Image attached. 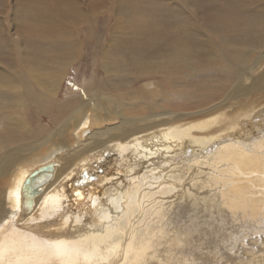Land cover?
<instances>
[{
  "label": "bare ground",
  "instance_id": "bare-ground-1",
  "mask_svg": "<svg viewBox=\"0 0 264 264\" xmlns=\"http://www.w3.org/2000/svg\"><path fill=\"white\" fill-rule=\"evenodd\" d=\"M21 1L26 2L27 6L22 7L26 8V12L18 23L20 15L18 4ZM31 3L36 4L28 6ZM158 10L165 16L171 17L169 28L153 18ZM263 12L264 0H209L206 3V14L212 25L209 28L205 25L195 0H16L15 2L0 0V121L5 123V127L0 131V264H37L47 261V264H84L70 258L65 243L68 242L69 235L79 231H85V234L89 232L92 237L97 238L95 230H108L120 241L118 243L114 238L113 240L109 238L111 242L106 244L105 250L99 255L87 256L90 264H124L130 256H127L129 249L126 246L130 237H133V232L136 231L132 229L136 223L132 225L130 221L133 216L122 226L121 233L115 232L112 223L108 220L104 222L101 216L107 214L110 207H114L112 199L114 197L121 199V195L124 200L132 195L136 196L139 206L143 191L140 189L139 181L152 177L155 169L160 172L159 166L167 159L179 165L182 158L191 160V157L200 155L195 151V153L191 152L192 149L187 147H182L184 153L179 154L180 156L173 152L181 147V143L184 142L183 146L187 144L186 140L181 138L183 132L191 133L197 128L206 129L208 135L202 133L196 138L212 141V145L207 144V151H210L212 147L222 146L226 141H236V137H231L230 132L223 134L224 138L221 136L219 139L216 136L218 139L213 140L210 138L213 137L212 130L215 129L217 132L225 126L240 124L239 130L235 133H238L239 139L242 140V143L240 142L242 148L249 153L246 159H255V166L256 164V167L259 164L262 166L263 159L256 158V153L255 155L252 153L249 143L264 136V32L253 30L245 20ZM100 14H104L106 23L113 21L109 47L102 50L100 65L107 72L110 71L112 75H109L120 79V82L110 87L101 86L97 81L95 84L87 83L80 97H70L62 102L59 98L60 86L71 69V63L77 61L76 58L83 53L81 47L85 45V41L82 40L83 36L80 33L83 25L89 30V37H86L89 39L94 37L103 49L101 39L97 37ZM183 14H186L185 19ZM191 29L193 34L190 32ZM113 40L117 43H111ZM39 41L49 44V47L35 48L36 54H47L52 50L58 52L49 63L46 57L40 58L39 62L32 61L31 55L26 51L25 42L34 52V47ZM57 42L59 45L55 47L54 44ZM5 55L8 57L7 62L4 61ZM206 71L212 72L213 77L211 74L207 75L212 78V82L214 76H217L218 85L220 87L227 85L229 89L224 92L218 85L209 88L206 84L199 83L200 88L212 91L214 95L223 93L222 95L225 96L224 99L221 97L223 102L235 100L242 103L237 111L238 115L235 113L236 116L234 114V117L226 118L229 124L219 122L223 121L225 112L180 122L179 120L186 119L188 115L170 111L160 104L168 98L177 96L172 89H175L178 83L186 81L188 77L191 80L193 76ZM105 88H108V91ZM167 89L171 90L167 91ZM93 93H96L95 100L92 97ZM125 98L129 101L125 102ZM92 101L94 102L89 110H92L93 114L87 111V106ZM109 102L114 103L113 108ZM217 106L202 112L214 111ZM130 110L136 111L134 114L138 115L126 117L124 113ZM194 113L196 112H192ZM115 114L124 116L123 120L117 125H111L109 122ZM246 116L263 119V123L255 122L258 124L255 125L250 121H244L242 126V119ZM49 117L55 129L46 123ZM42 120H45V123ZM105 122L107 123L105 127L97 128ZM247 124L251 127L249 132H245L244 129ZM240 132H245L246 136ZM25 136L35 141H27ZM185 136L188 135L184 133ZM200 144L202 145V142H199ZM164 149L167 151L162 152ZM260 155L262 156L258 153V156ZM242 157L245 158L244 155ZM206 161L207 159H203L207 164ZM50 163L57 164L54 167V179L42 188V194L34 197L31 211L25 212L24 182L39 167ZM231 164L230 162L227 164L228 167L231 166L229 175L240 181L246 180L244 184L249 189H252L253 182L261 177L263 182L260 181L259 184L263 183L264 189V166L261 172L258 174H256L258 171L254 172L252 174L256 176L251 177L243 175L238 164ZM234 188L236 190L237 187ZM133 189L137 195L132 191ZM256 189L258 191V188ZM56 203L58 209L51 210V205ZM60 213L62 216H59ZM53 220L50 226L49 223ZM173 223L175 225V221ZM14 224H19L28 232L13 228ZM6 230L10 231L3 234ZM19 236H23L22 241L18 239ZM134 240L136 241L135 238ZM147 243L150 242L147 240ZM260 245L258 249L261 251L264 249V243ZM191 246L192 244L188 247ZM155 249L154 252L159 250V248ZM147 250L149 251L148 248ZM146 251L144 250V253ZM170 251V255L175 257L176 252L172 254V250ZM200 252L198 250L195 252V262L204 261ZM83 253L87 254L85 248ZM184 254L182 252L180 256L185 257ZM198 254L200 258L196 257ZM254 256H257V253H253ZM178 258L179 256L173 259L178 260ZM185 259L183 261L187 263L188 260L185 262ZM158 262L162 263L161 260Z\"/></svg>",
  "mask_w": 264,
  "mask_h": 264
},
{
  "label": "rangeland",
  "instance_id": "rangeland-1",
  "mask_svg": "<svg viewBox=\"0 0 264 264\" xmlns=\"http://www.w3.org/2000/svg\"><path fill=\"white\" fill-rule=\"evenodd\" d=\"M15 1L16 0H12V2H15ZM195 2L197 3V6H198L200 12L203 15L205 25L207 27L211 28L212 25L209 22V18L206 14V3H208L209 0H195ZM34 4H36V3H31L28 6H32ZM26 6H27V4L24 1H21L18 4V11L20 12V15H19L18 20H17L18 23L24 17L25 12H26V8H22V7H26ZM172 6H174V5H172ZM183 17L185 19L186 14H183ZM153 18L158 19L167 28H169L170 21H172L171 17L165 16V14H163L160 10H158L154 13ZM163 18H165V19H163ZM98 20H99L100 24H99V28H98L97 37H99L101 39L103 49H101V47L98 45V43L94 37L92 39L87 38V37H89V35H88L89 30H88V27L86 25H83V27H81V32H80L81 35L83 36L82 40L85 41V45L83 47H81V52H83V53L78 56L79 58L78 57L76 58V59H78L77 61H73L71 63V65H70L71 69H69V71L67 72V74L64 77V80L62 82V85L60 86L59 98H60V100H62V102L67 101V99L70 97L74 98L75 96H79L81 93H83L84 86L87 85V83H94L95 84V82L97 81L99 83V85H101V86L110 87V86H113L114 83L120 82V79H117L116 77L111 76L112 74L110 73V71L107 72V70L104 69L100 65L101 64L100 58L103 55L102 50H104V48L109 47L108 46L109 39H110L109 36H110L113 21L110 20L109 22L106 23L105 19H104V14H100L98 17ZM245 23L248 24L253 30L264 32V12L261 14L249 17V19L245 20ZM190 32L193 34L192 29L190 30ZM195 35H196V33H195ZM150 37L154 38L152 35H150ZM196 37L201 41V38L199 36L196 35ZM118 40H120V39H118ZM58 43L59 42L54 44L55 47H57L59 45ZM111 43H117V41L113 40ZM93 44H94V46H93ZM25 46H26L27 53L31 55V60L35 61V62H39L40 58L46 57L47 63H49L51 61V59L53 57H55V55L58 54V52L54 51V50H52V52L47 53V54H43V53L36 54L37 50L35 48L40 49L41 47H43V48L49 47V44L44 43L42 41H39L38 45L34 47V52L32 51V49L30 47L27 46L26 42H25ZM67 50H66V52H67ZM66 52H65V54H66ZM5 56H6V59L4 61L7 62L8 57H7V55H5ZM209 72L210 71L199 73L198 75L193 76L191 78V80L188 77L186 79V81H188V82L184 81V82L178 83L176 85V88L172 89L173 93L176 94L177 96L174 98H171V99L168 98L165 101H162L160 104H162L163 108L168 109L170 111H174L177 113H185L188 115V117L186 119L179 120L180 122H182V121H193V120H197L198 118H204V117L208 116L209 114L211 115L212 113H216L218 115L221 112H225L226 114L222 118L223 121H219V122H220V124H221V122L227 124L228 122H226V118L234 117L233 115L235 113L237 114V111L240 109L242 103H241V101H235V100L230 101V102H223L221 100V97H222V99L225 98V96L222 95L223 93L219 92V93H217V95L216 94L214 95V92L206 91V90H203L202 88H200V86H198L199 83H201L202 85L206 84L207 86H209V88H213V86H217L219 84L216 80L217 76H214V78H215L214 82L211 81L212 78L210 79L207 75L211 74L213 77V74H212V72L211 73H209ZM109 74H111V75H109ZM217 78H219V77H217ZM209 79H210V81H209ZM218 87H219V89H221L224 92H226L229 89V86L227 87V85H221V87H220V85H218ZM105 90L108 91V88H105ZM168 90H171V89H167V91ZM174 91H176V92H174ZM92 97L95 100L96 93H93ZM236 98H239V97H236ZM136 99H138V98H136ZM124 101L126 102L129 100H128V98H125ZM93 102L94 101L90 102L87 106V111L89 113L92 112V110H89V107L92 105ZM109 103L113 108L114 103L113 102H109ZM111 106H110V108H111ZM215 106H217V108L214 109V111L206 112V113L202 112V110L210 109V108L212 109ZM160 111H162V110H160ZM199 111H201L202 113H199ZM192 112H196V113L192 114ZM134 113H136V111L130 110V111H126L124 113V115H126V117H132L133 115H138V114H134ZM92 114H93V112H92ZM236 114H235V116H236ZM123 117L124 116H122V115L115 114L114 118L109 122V124L117 125L123 120ZM50 119H51L50 117H49V119H46V123L53 127L52 123H50ZM42 121L45 123V120H42ZM244 121H246V122L250 121V123L255 124V125H258L255 122L263 123V119L262 120L260 118L257 119V117H254L252 119L250 116L249 117L246 116V117H244V119H242V124H241L242 126H244V124H243ZM106 125H107V123L105 122L104 124L100 125L97 128L101 129V128L105 127ZM212 125L210 127H212ZM239 126H240V124L237 126L232 125L231 127L225 126V128H221V130H218L217 132H215V129L212 130L213 133H211V134L213 135V137H210V138H213V140H217L218 137H219V139H221L220 138L221 136H222V138H224L223 134H225L226 132H230L231 137H233V138L236 137V141H232V142L230 140L226 141V143L223 144L222 146L212 147V150H210V151H207V149H208V145H210V144L212 145V141H208V139H206V140L198 139L197 140V138H196L199 134H202V133H203V135L204 134L208 135L209 133H208V131H206V129L203 130L202 128H197L196 130L192 131L191 133L190 132H183V134L181 133L182 140H186L187 144L185 146H183L184 142L181 143V147L177 148L173 152L177 153L178 155L183 154L184 152H182L183 151L182 149L187 147V148L192 149L191 152L195 151L196 153H199L200 155H197V157H191V160H188L186 157L182 158L181 161H183V162L180 161L179 165L174 163L173 161H169L167 159V157L165 156V158L167 160L165 161V163L163 165L159 166L160 172H157V170L155 169L152 173V175H153L152 177L145 178L144 180L139 181L138 184L140 185V189L143 190L141 192L142 194L140 195L139 206L137 205V198L134 195L128 197L126 200H124L123 195H121V199L119 197H114L112 199V203H113L114 207H110L109 212H107V214H103L101 216L102 219L105 220L104 222H107V220L109 222H111L113 227H114V231L117 233L122 232V226L125 225V223H127L129 218H132V216H133V218H132V220H130L132 225L134 223H136L132 226V229L136 230V231L133 232V230L131 229L133 232V237H132L133 240L129 236L130 239H129V242L126 246V248L129 249V250L127 249L128 250L127 256H129V255L130 256L127 257V259H126L127 262L125 261L124 264L125 263L126 264H132V263L136 264L135 262H137V264H138L139 261L141 262V263L139 262V264H151L149 262H152V264H155V263L156 264L157 263L165 264V262H166V264H170V263L171 264L172 263L173 264H179V261H180V264H187V263L191 264L192 262H193L192 264H194V263L195 264H203V263L204 264H207V263L208 264H210V263L211 264H254V263L255 264H264L263 263L264 262V249L261 251L258 249V247H261L260 243L261 244L264 243V236H263L264 235V196H263L264 195V193H263L264 189H263V183L259 184L260 181L263 182V178L258 177L256 180L258 183L256 181L253 182L254 185L252 186V189L251 188L249 189L247 187V185L244 184L245 182H247L246 180L240 181L238 179H235L233 176L229 175V174H231L229 171L231 166L228 167V165H227L228 162L232 163L231 165L238 164L239 167L241 168V172L243 175L251 176V177L256 176V174H258L259 172H261L263 170V166H264V161H263L264 160V157H263V155H264V144H263L264 143L263 142L264 136L262 137V139H256V140H253L249 143L250 146L252 147V149L250 148L252 150V153L254 155L256 153V156H257L256 158H260V159L262 158L263 159L261 162L262 166H261V164H259V166L256 167L257 164L255 166V162H256V161H254L255 159H249V160L246 159V155H247L248 151L246 150L247 151L246 152L242 148V145H241L242 140L239 139V137H240L239 134L235 133L236 130H239L238 129V128H240ZM249 126H250V124L249 125L247 124L244 127V129H246L245 132H249V129L251 128ZM4 127H5V123L0 121V131ZM52 129H55V128L53 127ZM233 130H234V132H233ZM232 132H233V135L231 134ZM245 132H240V133H242L243 136H246ZM184 133H185V135H188V136L184 137ZM235 134H236V136H235ZM189 135H191V136H189ZM216 136H218V137H216ZM25 137H26L27 141H35V139H31L28 136H25ZM203 139H205V138H203ZM194 141H196V142H194ZM207 141H208V143H207ZM199 142L200 143L202 142V145L201 144L199 145ZM261 143H262V145H261ZM258 145H259V147H258ZM203 146H205V147H203ZM13 147H16V146H13ZM198 150H199V152H198ZM254 150H255V152H254ZM166 151H167V149L162 150V152H166ZM201 152H203V154H201ZM216 152H218V153H216ZM226 152H227V154H226ZM240 152H242V153H240ZM215 153L217 154V156H215ZM228 153H230V154H228ZM258 153L262 154V156L261 155L258 156ZM208 154H209V156H208ZM242 154L245 156V158L242 157L243 156ZM248 155H249V153H248ZM222 156H224V157H222ZM209 157H210V160H208ZM57 158H59L58 155H57ZM203 159H207L206 162L208 165L205 162H203ZM197 161H199V162L201 161L205 164L199 163ZM210 161H213V162H210ZM215 161H217L218 163H215ZM247 161H249V162H247ZM251 163H253V164L251 165ZM165 164H166V166H165ZM215 164H217V165H215ZM50 165H52V164L50 163ZM205 165H207V166L205 167ZM43 166H46V165H43ZM55 166H57L56 163H55ZM255 168L258 170H256ZM169 169H171V170H169ZM226 170H228V171H226ZM164 171H165V173H164ZM256 171H258V172L253 175L252 173H254ZM54 175H55V173L52 174V178L50 179V181L46 182L43 186H41L40 192L37 193V196L42 194V188L43 187L47 186L48 184H50L52 182V180L54 179ZM236 177L240 178V176H236ZM25 183L26 182H24L23 185H25ZM233 185H234V187L235 186L237 187L236 190L233 187ZM259 185L262 187L260 188ZM256 188H258V191ZM132 191L134 193H136V191L134 189ZM259 191H262V192L259 193ZM176 193L178 195H176ZM155 194L157 195L156 197H155ZM136 195H137V193H136ZM254 195L257 199H255ZM167 196H169V197H167ZM216 198L219 201L216 202V200H217ZM252 199H253V201H252ZM130 201H132V203ZM51 202L53 203V201H51ZM122 205H123V207H122ZM124 205L126 206L125 209H124ZM140 205H141V207H140ZM143 205H144V207H143ZM173 206L175 207V210H174ZM58 207H59L58 203L54 204L53 206L51 205V208H52L51 210H53V209L57 210ZM121 208H123V209H121ZM158 208H160V209H158ZM165 208H166V211H165ZM168 208H170V209H168ZM161 212H162V214H161ZM150 213H151V215H150ZM59 216H62V214L60 213ZM175 218H176V220H174ZM183 218H185V219H183ZM194 219H195V221H194ZM168 220H169V222H168ZM172 221L173 222L175 221V225ZM53 222H54V220L49 223L50 226H52L51 224ZM185 222H187V223H185ZM217 222H219L220 225H217V224H219ZM236 222H237V224H236ZM198 223H199V225H198ZM139 224H140V226H139ZM232 224H233V226H232ZM182 225H184L185 227L184 226L182 227ZM212 225H213V227H212ZM215 225H217V226H215ZM117 226H118V228H117ZM218 226H220V227H218ZM12 227L16 228L18 230H24L25 232H28L27 229L21 227L19 224L18 225L14 224ZM230 228H232V229H230ZM169 229L171 231H169ZM187 230H189V231H187ZM9 231L6 230L3 232V234H7ZM95 231L97 232V238L92 237L89 232H87L85 234V231L84 232L79 231V232H75V233H72L71 235H69L68 242H66L65 245L67 246L68 252H70L69 256L71 259L81 261L84 264H90L87 256L94 257L95 255H99V253L101 251L105 250L106 244L111 242L110 239L113 240V238H114V234L108 230H103V231L95 230ZM225 231H227V232H225ZM236 232H240V233L236 234ZM171 233H174V234H171ZM206 233L207 234L209 233V234L207 235ZM135 234H136V237H135ZM152 234L154 236H157V237H154ZM164 236L166 237L167 240L165 239ZM171 236H175V237L177 236L178 238L171 237ZM197 236L200 238H198ZM208 236H210V237H208ZM203 237H205V238H203ZM134 238L136 239V241L139 238L140 239L136 242L134 240ZM153 238L154 239L156 238V239L154 240ZM157 238H158V240H157ZM183 238H184V240H183ZM260 238L263 242L262 241L260 242ZM18 239L22 241L23 236H19ZM114 239L119 243L120 239L118 237H115ZM141 239H144V241ZM160 239H162V240L164 239L165 241L164 240L162 241ZM257 239H259L258 240L259 242L257 241ZM147 240L150 243H147ZM189 240H190V245L192 244L191 247H188V246H190V245H188ZM239 240H240L241 244H240ZM131 241H132V243H131ZM152 242H154V243H152ZM166 242H167V245H166ZM155 243H157V244L155 245ZM159 243H160V245H159ZM236 243L238 246L236 245ZM142 244L147 246L149 251ZM150 244L151 245L153 244V245L151 246ZM162 244H163V246H162ZM169 244L171 247L169 246ZM134 245H135V247H134ZM156 246H158V247H156ZM175 246L178 248L176 249ZM166 247H168L170 250H172V252H173L172 254H174V252H176L177 256L175 255V257H174V255H170L171 251L169 249H166ZM83 248H85V250H86V253H87L86 255L83 253ZM136 248H138V249H136ZM141 248L143 250H141ZM155 248L157 250L159 248V250H158L159 252L157 251L158 253L156 251L154 252ZM182 248H184V250H182ZM207 248H209V249H207ZM162 249H164L165 252ZM178 249H180V251H178L180 253H178L176 251ZM192 249L194 251H192ZM195 249H196V251H195ZM200 249H201V252H200ZM137 250H138V253H137ZM144 250L145 251L147 250L146 253L151 252L152 255L150 253H148L146 255V253H144ZM197 250H198V252L203 254L202 260H204V261L195 262L196 260H194V255H195V252H197ZM255 250H256V252H254ZM161 251L164 252V254ZM181 251L184 252L185 254H186V252H189L186 255L184 254V256L187 257L186 259L182 255L180 256V254H182ZM202 251H203V253H202ZM252 252L255 254L257 253V256L253 257ZM204 254L207 256H205ZM249 254H250V256H249ZM148 255H150V256H148ZM154 255H155V257H154ZM225 255H227L228 257ZM156 256L157 257L159 256V257L157 258ZM178 256H179L178 260L173 259V258H177ZM189 256L190 257L193 256V257L190 258ZM209 256H211V257L209 258ZM149 257H152V258H149ZM196 257L200 258V255L199 254L196 255ZM211 258L213 259V261H211ZM246 258H247V260H246ZM163 259H165V260H163ZM183 259L186 260L185 262H187V260H188V262L184 263ZM190 259H192V260H190ZM157 260L158 261L161 260L162 263L158 262ZM166 260H168V262ZM189 260L191 262H189ZM248 260H250V261L248 262ZM163 261H165V262H163ZM47 262H38L37 264H47Z\"/></svg>",
  "mask_w": 264,
  "mask_h": 264
},
{
  "label": "water",
  "instance_id": "water-1",
  "mask_svg": "<svg viewBox=\"0 0 264 264\" xmlns=\"http://www.w3.org/2000/svg\"><path fill=\"white\" fill-rule=\"evenodd\" d=\"M39 167L30 177L26 180L24 186V205L23 210L30 212L34 203V197L40 191L41 186L50 181L54 172L55 163Z\"/></svg>",
  "mask_w": 264,
  "mask_h": 264
}]
</instances>
